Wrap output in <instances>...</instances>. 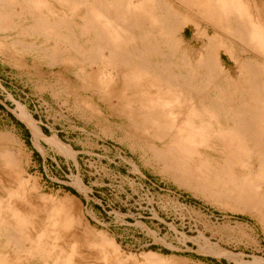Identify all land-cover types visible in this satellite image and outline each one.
<instances>
[{"label":"rangeland","instance_id":"1","mask_svg":"<svg viewBox=\"0 0 264 264\" xmlns=\"http://www.w3.org/2000/svg\"><path fill=\"white\" fill-rule=\"evenodd\" d=\"M20 1L8 0L9 12L20 13ZM130 1H125V15L116 11L122 21L117 30L123 34L132 31L121 26L130 23ZM166 1L189 20L176 35L175 51L165 46L156 28L140 48L153 47L146 60L167 64L168 72L179 73V83L183 75L193 77L189 87H179L181 97L187 98L193 85L209 89L198 65L208 34L228 49L214 47L220 68L235 76L237 66L256 62L258 83L264 84V48L239 43L236 34H213L205 0H199L201 7L197 0ZM77 2L33 0V10L13 16L14 27L0 21V264H264V182L251 184L256 166L249 167L239 148L229 155L231 143L213 134L200 135L199 129L194 141L178 136L161 142L144 130L150 124L121 114L138 109L127 104L133 88L123 84L136 73L115 60H104L103 67L108 49L96 44L94 31L82 34L85 8ZM226 7L264 37V0H225ZM134 11L147 17L143 6ZM93 13L97 20L113 15L112 10L107 17ZM117 30L112 24L106 29L111 35ZM90 45L99 46L92 60L84 55ZM39 48L59 52L51 59ZM90 61L95 62L92 70ZM105 71L111 77L98 85ZM117 91L125 99L114 105ZM167 105L178 104L171 99ZM29 122L57 138V154L45 155L43 162L35 158L32 145L38 140Z\"/></svg>","mask_w":264,"mask_h":264},{"label":"bare ground","instance_id":"2","mask_svg":"<svg viewBox=\"0 0 264 264\" xmlns=\"http://www.w3.org/2000/svg\"><path fill=\"white\" fill-rule=\"evenodd\" d=\"M77 1L85 8V13H84L85 16L80 19L81 23L83 24L82 28L84 29V31L82 29V34L86 36L90 30L94 31L96 44H98L102 48L108 49V57L106 56L107 58L103 59V63L104 60L106 59H108L109 61L108 60L107 61L111 62V64L117 61L114 63L115 65L118 64L119 67L122 66L125 69L128 68L131 70V72L136 73L135 77L132 76L130 77L131 79L129 78L127 80V78H124L123 84L125 83L126 85L131 86V88H133L131 89L132 90L131 95L126 100V102H128L127 104L132 106L137 105L138 109L129 110L128 113L123 112L121 114L127 116L128 119H130L134 123L140 121L150 124V126H147L144 130L148 133L151 132V135H153L155 138H158L161 142L164 141V139L167 137L170 139H174L178 136L182 140L191 139L194 141L196 133L199 131V129L201 131L200 135L213 134L214 137H217V139L220 137L223 142L228 141L231 143L228 145V148L232 152L229 155L234 156L233 154L236 153L235 150L238 151L239 148V152L241 153L243 158H246V161L249 163V167L253 168L254 166H256L257 168L255 173L256 175L252 180L251 184L252 185L254 184L253 186H255L256 184L258 185L259 183L264 182V96H263L264 90H262V88L260 87V85L264 86V84L258 83V79H259L258 77L260 74L258 68L259 66H257L258 63L248 60L240 64L239 66H237L239 67L240 71L235 76L231 75L228 71L225 72L222 68H220L218 63V53H217L218 50L216 49L217 50L216 51L214 49L215 45L216 44L218 45L220 43L217 40L216 36L210 37V34H208V36L206 35L207 30H205L206 29L205 27L204 28L205 35L203 36L205 37L207 36V38L209 37L210 40L208 39L209 41H206L207 43L204 44L206 46L203 49L204 50L203 56L200 55L202 57L201 60L199 61V59H197L196 61H199L198 65L204 69L203 71L205 77L204 81H206L207 83V85L205 84L204 85L206 87H209V89L205 88L207 90H204V88L202 89V87L199 88L200 86L197 83L198 86L195 88L193 85L192 91L191 92L189 91L190 93H188L189 94L188 97L184 99L183 97H181L182 94L179 93L181 90L179 87H181L182 85H185L186 88L189 87L190 85L187 86V84L192 83L191 78L193 77H190L191 75H189V77H185L184 75L183 77L181 76L183 78V83L180 82L181 83L180 84L179 75H178L179 73L175 74L168 72V70L166 69L167 64L164 65V63H157L151 65L149 61L146 60V56L149 53L150 54L151 52L154 53L155 50L153 47L149 49L147 48V51L145 50L146 52H143L140 47L148 40V38L153 37V33L151 31L153 30L154 32V29L156 28V30H158L159 32L158 34L160 35V37H162L163 40L165 41V46H167L169 50L175 51L176 46L174 44L176 40V35L178 32L180 33L182 32L183 26L186 23L188 24L189 20H186L178 16L176 10L172 9V6L166 0H134V2H132L131 0L130 1L131 6L129 5L130 12L132 13L130 15L131 17L129 16L131 18L130 23L129 25H125V24L122 25L123 24L122 23L121 26L123 27L124 30L129 29L132 31L131 33L128 32L129 34L128 33L123 34L121 32H118L117 30L119 28L116 26V24H120L122 21L119 22L117 18L118 16H116V11H120V14L122 12L121 15H123L124 14L123 12L125 10L124 8L125 1L127 0H76V2ZM224 1L225 0L204 1L205 6H207L206 11L210 15L209 17L210 19L209 18L206 19V21L209 22L210 28L207 26L208 24L206 26L210 30H212L211 32L213 34L222 31H225V33H227L230 36L231 34H236L238 40L240 39L245 43L253 44V47H255V45L257 44L259 50L263 49L264 48L263 44H261L263 41L261 40H263L264 37H262V34L259 31V29L258 28L256 29L254 26H251L250 23L247 24L245 22L246 18L244 19V21H241L240 18L238 17L239 15L237 16L236 13L231 9V7L230 8L226 7L223 9ZM37 2L38 1H36V3ZM199 4H200L199 0H197V5L195 3L196 6L201 7V5H203V3H201L200 5ZM9 5L11 4H9L8 0H0V21L2 20L6 22V24L8 25L11 24L12 26L13 24H15L14 22H11V20L14 18L13 16H16L17 14L19 15L23 10L26 9H27L26 11L28 12H30V9L33 10V0H21L20 5L18 7L21 9L19 10L21 11L20 13H18V10H14L11 8H10L11 11L9 12ZM213 5L215 10L212 8ZM142 6L148 10L147 17H141L135 14L134 9ZM109 10H112L113 13L112 17H108L106 19L104 18V20L102 19L97 20V18H94L93 16L94 14L93 12L95 11H101L105 15L107 14L106 12ZM216 12L218 13L217 18L214 17ZM126 14H128V12ZM122 17L124 18L125 16ZM64 18L65 16H62V18L60 19L63 20ZM36 20L37 18L35 19V21ZM38 20L36 23L42 22L41 21L42 19L39 21ZM66 20L68 21V19ZM229 21L234 23L233 27L232 25L230 26ZM43 22H45V20ZM43 22L42 24H44ZM110 24H112L114 30H117L116 32L114 31V33L112 32L113 35L108 34V32L106 31L107 26ZM77 29H78V25H77ZM70 30L72 31V29ZM72 36L73 33L71 35V38L74 37ZM154 37L156 36L154 35ZM257 37L258 39L259 38L261 39L259 43ZM66 38L67 40H69L68 36H66ZM152 39L154 40V38ZM251 39L252 40L256 39L257 41H255V43L254 41L251 43L252 41ZM240 40L239 43H241ZM88 41L89 40H85L84 41L85 44ZM126 43L130 44V48L132 46L131 50L125 49L126 46L124 45H127ZM98 45H95L96 49H97L96 46ZM146 45L148 46V44ZM222 47L223 48L225 47L224 48L225 52H228V49L225 45H223ZM257 47L255 48L258 49ZM57 49H59V47H57ZM96 49H94L92 46L87 47L84 51L85 57L88 58L89 60H92L96 56ZM38 50L42 51L43 57L50 58L51 56V59L55 58L57 53L59 52L58 50L55 51L52 50L53 52L52 51L49 52L47 48H39ZM76 51L78 50L76 49ZM262 52H260V54H262ZM241 53H246V52L241 51ZM100 57L102 56L100 55ZM181 59H183V56ZM183 60L185 61V58ZM95 62L90 61L91 70L93 68V63ZM236 62L237 61H235L234 63ZM104 64H102V66L104 65L103 67L107 65V63ZM188 64L191 65L190 63ZM193 64L194 63H192V65ZM96 69H99V67H96ZM190 70L192 69L190 68ZM104 73H105L104 77L103 75L101 76V81L100 82L97 81L98 85L100 84L106 85L107 80L110 79L109 77H111L112 74V73H108V71L107 72L105 71ZM82 79H84L83 75L81 80ZM164 86L166 87L168 86V88H166L165 90L163 89ZM113 96L115 97V102H116L114 105L125 99V96L121 95L120 91H117V93L114 94ZM171 99L172 101L175 100L176 103L178 104L174 108H171L172 107L171 105H170L171 107L167 105V103ZM110 103H112L113 105V102ZM144 123L143 125H145ZM29 127L31 133L33 134L34 138H36L37 141L38 137L42 135L41 132L33 122H29ZM153 127H155V129ZM195 128L198 129L195 130ZM198 134L199 133H197V135ZM145 135L147 134L145 133ZM233 151H235V153ZM243 151H248L249 153L243 154ZM183 153H184V149H183ZM254 190L256 191L255 187ZM255 191L254 193L256 194ZM260 196L262 197V195ZM9 235H11L12 237L11 231L9 232Z\"/></svg>","mask_w":264,"mask_h":264},{"label":"crops","instance_id":"3","mask_svg":"<svg viewBox=\"0 0 264 264\" xmlns=\"http://www.w3.org/2000/svg\"><path fill=\"white\" fill-rule=\"evenodd\" d=\"M41 136L38 137V145H32L33 147V151L35 152V158L37 159H41V161L43 162V160H45L44 156H48L47 154L51 153L52 154H57V150H59V147L55 145V142L57 140L56 137L54 136H47L46 133H44L43 131H41ZM43 137L48 138V140L43 139ZM50 157V156H48ZM70 161H72V165H74V160L73 159H69ZM65 162L68 163V159L65 158L64 160Z\"/></svg>","mask_w":264,"mask_h":264},{"label":"trees","instance_id":"4","mask_svg":"<svg viewBox=\"0 0 264 264\" xmlns=\"http://www.w3.org/2000/svg\"><path fill=\"white\" fill-rule=\"evenodd\" d=\"M67 188V190H70V191H72V192H74L73 190H71L69 187H66ZM151 248H154L153 246L151 247ZM164 252H167L166 250H164L163 251V253ZM202 260H204V261H207V262H211V263H213L214 262V259H211V258H206V257H200Z\"/></svg>","mask_w":264,"mask_h":264}]
</instances>
